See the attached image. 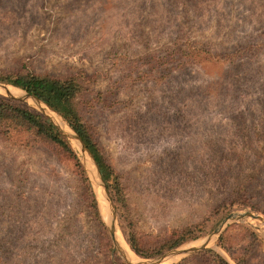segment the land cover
I'll list each match as a JSON object with an SVG mask.
<instances>
[{"label": "rangeland", "instance_id": "1", "mask_svg": "<svg viewBox=\"0 0 264 264\" xmlns=\"http://www.w3.org/2000/svg\"><path fill=\"white\" fill-rule=\"evenodd\" d=\"M198 49L235 59L187 57ZM24 70L85 77L87 119L123 187L102 209L135 257L130 224L149 237L197 230L169 253L249 211L262 220L233 222L201 250L237 264L219 240L250 229L262 242L248 264H264V0H0V74ZM70 146L96 200L88 158ZM87 196L72 161L0 134V264H128L101 219L103 255Z\"/></svg>", "mask_w": 264, "mask_h": 264}, {"label": "trees", "instance_id": "2", "mask_svg": "<svg viewBox=\"0 0 264 264\" xmlns=\"http://www.w3.org/2000/svg\"><path fill=\"white\" fill-rule=\"evenodd\" d=\"M201 54L203 55V59H230L227 58L229 56L201 49L188 52L187 57L195 61ZM234 59L235 56H231L230 62L234 61ZM0 81L8 82L27 90L43 99L54 110L59 112L81 136L86 146L92 152L99 165L106 187L112 197L117 201H122L123 187L119 180V175L106 159L101 146L95 138L93 127L87 119L89 109L88 96L90 91L82 73L71 72L65 76H56L48 73H35L31 70H24L14 74H0ZM0 134L5 138H10L14 135L26 136L30 145L45 147L60 161H72L75 164L78 173L86 184L88 192L87 198L93 216L103 227L102 252L105 258L109 260L112 255L113 245L101 221L89 178L73 148L63 137L59 129L49 118L34 110L32 107L16 99H9L0 95ZM241 205L250 204L241 202L238 206ZM196 231L191 226H185L167 230L153 237H149L138 233L135 227L130 224L128 241L132 250L137 255L152 257L177 248L187 240L196 237ZM261 242L262 238L250 229L247 230L244 238L237 242L232 240L230 231L221 236L219 240V244L231 255L237 264H248L251 252ZM116 259L117 261L121 260L118 256H116ZM179 264L230 263L215 250L204 249L196 252Z\"/></svg>", "mask_w": 264, "mask_h": 264}, {"label": "water", "instance_id": "3", "mask_svg": "<svg viewBox=\"0 0 264 264\" xmlns=\"http://www.w3.org/2000/svg\"><path fill=\"white\" fill-rule=\"evenodd\" d=\"M5 88L16 89L19 93L14 94V93H11L10 90L4 91L3 89ZM0 90L5 95L10 96L12 98L23 97L27 101L33 103L59 129L61 134L68 139L70 144L74 143L77 146H79V148L87 156L89 165H90L91 178L93 179L95 187H96L95 196H96V201L98 204V210L100 213V217L102 221L104 222V224H106V226L108 227L111 238L114 242V250L118 251L128 264H177L178 262L182 261L187 256L201 250L202 248L207 246L209 243L214 241L216 237L219 236L229 224L236 222V221L243 220L245 218H253V219L262 220L261 216L254 214L252 212H249V211L241 212V213L240 212L233 213V214H230L226 218V220L212 234L191 241L189 243L191 245L188 248H178L169 253H165V254H162L160 256L153 257V258L133 257L120 244V241L118 239L119 230L117 228L115 219H110L109 217H107L106 214H104V211L102 209V204L100 201V197L102 196L103 193L107 195L108 189L106 187V184L104 182L103 176L101 174L99 165L95 157L93 156L89 148L86 146L81 136L70 126L68 121L59 112L54 110L48 103H46L40 97L28 92L27 90L19 86L13 85L8 82H3V81H0ZM65 124L67 125V127H65Z\"/></svg>", "mask_w": 264, "mask_h": 264}, {"label": "bare ground", "instance_id": "4", "mask_svg": "<svg viewBox=\"0 0 264 264\" xmlns=\"http://www.w3.org/2000/svg\"><path fill=\"white\" fill-rule=\"evenodd\" d=\"M4 91H11V93H14V94H18V93H16V90H14V89H11V88H9V89H7V88H5V89H3ZM107 199H105V201H106ZM107 205H108V203H107ZM118 239H119V241H120V238H119V235H118ZM120 244L122 245V243H121V241H120ZM123 244L125 245V248L129 251L128 253H130V255L131 256H133V257H135V254L130 250V249H128L127 248V246H126V243L124 242V240H123ZM123 246V245H122ZM126 250V251H127Z\"/></svg>", "mask_w": 264, "mask_h": 264}]
</instances>
